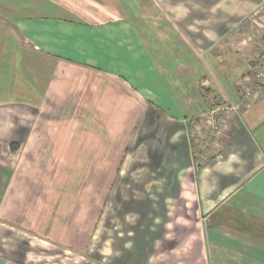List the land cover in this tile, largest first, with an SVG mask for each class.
I'll list each match as a JSON object with an SVG mask.
<instances>
[{
	"label": "crops",
	"instance_id": "crops-1",
	"mask_svg": "<svg viewBox=\"0 0 264 264\" xmlns=\"http://www.w3.org/2000/svg\"><path fill=\"white\" fill-rule=\"evenodd\" d=\"M263 1L0 0V242L26 216L12 203L42 215L47 230L66 172L84 166L86 151L132 142L138 125L141 143L166 131L163 147L150 144L153 159L179 153L190 167L184 122L238 100L264 48L246 20ZM224 127L227 149L189 180V192L179 172L164 176L172 190L159 203L163 224L140 225L133 260L264 264V91ZM26 162L41 168L36 177ZM197 197L212 204L204 230ZM167 199L187 209L171 214Z\"/></svg>",
	"mask_w": 264,
	"mask_h": 264
},
{
	"label": "rangeland",
	"instance_id": "rangeland-1",
	"mask_svg": "<svg viewBox=\"0 0 264 264\" xmlns=\"http://www.w3.org/2000/svg\"><path fill=\"white\" fill-rule=\"evenodd\" d=\"M92 122L98 123L97 120ZM184 123L190 167H181L185 160L181 154L179 157V153L174 156L170 153L164 158L158 156L162 163L153 159L151 153L157 157L159 152L148 151L150 144L163 147L166 131L161 129L149 143H141L142 137L137 136L138 125L132 142L127 136L114 143L113 149L106 146L100 152L86 151L84 166L75 171L70 168L66 172L67 182L57 190L60 198L52 200L53 216L47 221V230L40 225L44 222L42 215H29V211L18 210V206L12 203L16 212L26 216H20L22 226L14 227L9 235L5 234L6 242H0V264H140L138 255L133 260L131 252L140 250L142 246L141 224H163L161 214L164 210L159 203L161 197L172 190V184L164 183L167 181L164 176L179 172L187 183L185 192H189V180L198 179L200 170L229 145L225 140L226 128L223 125L215 130L212 128L216 124L214 120L211 124L206 119H190ZM100 124L102 129L103 122ZM207 129L212 130L210 137ZM173 139L177 142L180 137ZM48 157L52 158V155ZM26 163L29 173L36 177L41 168H33V162ZM23 195L22 204H25L27 196ZM147 202H152L151 208H144ZM185 202L192 207V200ZM197 205L198 229L210 228L209 209L212 204L203 207L197 197ZM179 207L187 209L184 201L166 200L165 211L168 208L172 214ZM147 211L151 213L143 216ZM8 219L1 221L16 226ZM179 221L189 223L183 217Z\"/></svg>",
	"mask_w": 264,
	"mask_h": 264
},
{
	"label": "built area",
	"instance_id": "built-area-1",
	"mask_svg": "<svg viewBox=\"0 0 264 264\" xmlns=\"http://www.w3.org/2000/svg\"><path fill=\"white\" fill-rule=\"evenodd\" d=\"M246 20L256 26L264 36V1ZM255 62L256 66L250 71V75L247 77L246 84L243 86L238 100H227L221 104H217L209 112L194 120L198 119L200 121L201 119H206L209 124L214 120L216 124L212 128L217 130L220 126L226 125L229 117L240 113L244 106L250 105L264 91V48L255 57ZM207 133L210 137L212 130L207 129Z\"/></svg>",
	"mask_w": 264,
	"mask_h": 264
}]
</instances>
